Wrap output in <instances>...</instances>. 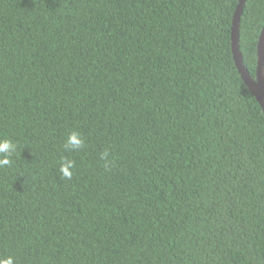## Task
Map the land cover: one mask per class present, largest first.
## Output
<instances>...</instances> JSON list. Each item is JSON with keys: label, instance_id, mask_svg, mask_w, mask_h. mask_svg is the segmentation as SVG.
I'll list each match as a JSON object with an SVG mask.
<instances>
[{"label": "trees", "instance_id": "16d2710c", "mask_svg": "<svg viewBox=\"0 0 264 264\" xmlns=\"http://www.w3.org/2000/svg\"><path fill=\"white\" fill-rule=\"evenodd\" d=\"M238 2L0 0V138L17 146L0 256L264 264V111L233 57ZM263 25L264 0H246L253 76Z\"/></svg>", "mask_w": 264, "mask_h": 264}, {"label": "water", "instance_id": "95a60500", "mask_svg": "<svg viewBox=\"0 0 264 264\" xmlns=\"http://www.w3.org/2000/svg\"><path fill=\"white\" fill-rule=\"evenodd\" d=\"M246 0H239L232 20V52L236 66L264 111V25L257 44L256 72L253 76L244 64L240 49V22Z\"/></svg>", "mask_w": 264, "mask_h": 264}, {"label": "clouds", "instance_id": "9594fccd", "mask_svg": "<svg viewBox=\"0 0 264 264\" xmlns=\"http://www.w3.org/2000/svg\"><path fill=\"white\" fill-rule=\"evenodd\" d=\"M85 144L83 135L78 130H72L69 132L64 148L66 151L72 152L79 150ZM16 144L10 138H0V167L10 165L11 157L16 151ZM108 156V151L105 150L101 154V158L104 159ZM75 161L68 158L62 157L59 173L63 178L71 179L73 175V169L75 168ZM0 264H15L13 256H0Z\"/></svg>", "mask_w": 264, "mask_h": 264}]
</instances>
